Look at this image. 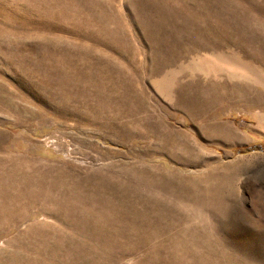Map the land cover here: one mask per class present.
I'll return each instance as SVG.
<instances>
[{
	"label": "rangeland",
	"instance_id": "rangeland-1",
	"mask_svg": "<svg viewBox=\"0 0 264 264\" xmlns=\"http://www.w3.org/2000/svg\"><path fill=\"white\" fill-rule=\"evenodd\" d=\"M0 170L113 218L3 215L2 258L39 225L71 264H264V0H0Z\"/></svg>",
	"mask_w": 264,
	"mask_h": 264
},
{
	"label": "bare ground",
	"instance_id": "bare-ground-1",
	"mask_svg": "<svg viewBox=\"0 0 264 264\" xmlns=\"http://www.w3.org/2000/svg\"><path fill=\"white\" fill-rule=\"evenodd\" d=\"M29 168L33 169V166ZM16 169H18L16 167ZM0 204L3 209H0V218L8 216L9 221L16 222L18 217H22L33 205L38 207L45 204L49 209H56L52 215L53 217H58L61 214V223H65L68 219H73L75 223L79 224L82 229L87 230L93 229L94 233L99 230L103 224L110 225L113 224V218L109 217L105 219L102 209L108 202L107 199L98 198L94 201L95 205L98 207L97 211L90 210L88 208H79L78 205L82 200L68 196L64 197L62 190L56 187L51 188L49 191L44 187H38L40 183H36L34 180H17L16 183L13 182L7 176H4V170H0ZM3 178L7 182L3 181ZM38 184V185H37ZM87 202L88 199H84ZM62 204V205H61ZM83 204V203H81ZM87 204V203H85ZM67 207L66 210H62V207ZM110 208H114L112 204H109ZM45 210L46 209H42ZM69 210V211H68ZM69 216H65V215ZM58 215V216H57ZM33 224L32 226H34ZM40 232V226H37ZM38 231L32 230V227H28L22 231L17 237L10 241L8 245V255L5 258L0 257V264H71L73 257L77 255L75 251H69V246L67 249H62V254L56 251V246H52L51 239H47L45 236L41 237ZM46 231V230H45ZM49 231V228H48ZM56 231V230H55ZM53 238V237H52ZM90 237L86 240L89 242ZM64 243L67 238L63 239ZM42 242L40 246L33 247L35 243ZM52 242V243H51ZM123 242V237L120 236L116 238L113 234H106L103 238L104 248H108L110 253L119 247L118 258L123 255L124 246L118 245ZM74 243V242H71ZM36 245V244H35ZM122 245V244H121ZM36 248V249H35ZM37 250L38 252H34ZM62 255L64 257H62ZM62 257V258H61ZM67 257L68 262L65 258ZM79 261V260H78ZM76 261L75 264H82Z\"/></svg>",
	"mask_w": 264,
	"mask_h": 264
}]
</instances>
